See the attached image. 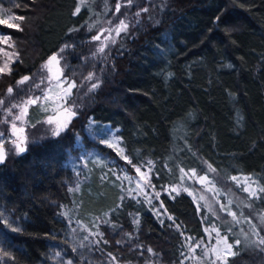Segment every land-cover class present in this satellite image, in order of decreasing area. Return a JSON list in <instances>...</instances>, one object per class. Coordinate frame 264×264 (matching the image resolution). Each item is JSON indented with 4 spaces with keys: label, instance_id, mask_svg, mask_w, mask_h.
<instances>
[{
    "label": "trees",
    "instance_id": "trees-1",
    "mask_svg": "<svg viewBox=\"0 0 264 264\" xmlns=\"http://www.w3.org/2000/svg\"><path fill=\"white\" fill-rule=\"evenodd\" d=\"M6 17L18 27L0 24L13 57L5 58L11 73L0 74V135L8 134L9 109L47 87L43 65L53 55L60 76L75 82L67 105L76 116L56 135L30 104L25 151L0 161V264H55L63 255L75 264L135 259L105 225L136 235L140 228V243L164 246L175 258L180 240L169 239L154 208L129 196L106 167L92 162L76 182L69 162L81 152L78 138L90 153L124 164L99 143L110 132L128 171L149 170L151 188L182 231L201 236L211 218L184 184L191 168L207 171L236 217L264 237V206L232 182L247 176L264 188V0H0V20ZM121 21L127 32L117 36ZM24 76L30 80L18 85ZM74 225L93 234L79 231L77 241ZM227 264H264V246L241 243Z\"/></svg>",
    "mask_w": 264,
    "mask_h": 264
},
{
    "label": "rangeland",
    "instance_id": "rangeland-1",
    "mask_svg": "<svg viewBox=\"0 0 264 264\" xmlns=\"http://www.w3.org/2000/svg\"><path fill=\"white\" fill-rule=\"evenodd\" d=\"M5 20L10 23L9 17H6ZM0 43V66H3L5 58L11 56V53L2 45L3 37L1 35ZM51 67V73L43 67L47 78L51 76L52 79H48L47 87L35 99L38 104L39 112L46 115V123L50 125L51 128L57 129V122L63 123L65 121L66 113L64 112V109L69 108L67 102L71 95L68 98H64V89L67 87V83H61V81H64L65 77L60 76V81H57L55 77L60 75L58 71L59 67L56 64H53ZM67 80L70 81L69 79ZM9 87L11 86H8V88ZM8 88L5 93L10 96L13 92L9 94L7 91ZM30 99L32 98L28 97L22 102L14 104V109L8 113V120L6 121L9 126L8 134H6V136L0 135V137H2L0 138V145L4 148L5 159L7 156L16 157L22 154L18 151L16 144L26 149L25 130L28 122V108L30 106V103H27V101ZM25 109L26 111H24ZM17 116L20 117L19 120L16 119ZM49 117H52V123L48 122ZM13 123L16 124L17 130L15 131L11 127ZM69 123L70 122H68V124ZM92 125L93 124L90 126ZM21 128L23 129V132L19 131ZM87 132L90 133L89 131ZM90 136L91 138H99L98 135L91 134ZM13 141H16V144H13ZM105 141L108 143H105ZM99 143H102L105 146H108V144L115 145V147L110 148L113 149L119 157H121L124 164L127 163L128 159H124L125 156H123L120 144L112 132L109 133L106 139H101ZM76 145L81 152L73 156L69 162L70 168L75 173L76 182L82 181L83 178L86 179L90 175V163L93 162L99 166L106 167L105 171H111L113 175L122 183L127 193L131 192L132 196L144 199L154 208V218L157 220L158 225L161 228H165V231L167 230L169 239L173 240L174 238H177L180 240V247L177 250L178 253L175 258H173L170 251L165 252V249L163 248L164 246L161 247L160 250H154L150 246L140 243L138 237L139 235H142L143 231L140 228L138 229L139 235H136L135 231L134 234L132 232H116L113 226L105 225L108 226L105 230L106 235H110L112 237L114 234L116 242H123L121 244L117 243V246H119L120 249L129 247L130 251L134 252L135 255V259L128 261L127 263H119V261H116L113 257H111L110 262L108 259H105L109 262V264H213V261H215V264H222V261L217 260L215 253L211 251L213 247H221V245L217 244V241L222 237L226 236L228 243L234 245L232 250L234 253H236L237 249L240 247V245H235V240L239 239L244 246L247 244L243 242L245 241V236H247V239L250 241H258L259 237L254 235L252 232L253 225H251L244 218H237L236 215L235 220L233 219L231 213L235 212L232 207V199L225 196L221 188L217 186L216 182L211 178V176H209L207 171L196 172L190 168L184 177L185 179H183L185 181L184 184H186L189 188L187 191L197 200L199 210L202 207L206 210V213H209L211 216L210 220H208V223H206L204 229L202 230V235L195 236L182 231L173 223L168 213L163 209L159 201V197H156L153 188H151V186H146L150 184V173L148 169L143 170L133 166V171H128L126 169L127 166L124 164L118 165L110 160L105 161L103 156L87 151L81 146L79 138L77 139ZM137 169H139V172ZM232 182L234 186L247 197V199L256 200V204H262L264 206V192L259 193L257 197H251L249 192H245L243 190L244 188L254 190L259 189L254 178L244 176L239 177ZM172 190L176 191L177 186H173ZM201 197H204V199H201ZM149 201H151V203H149ZM262 217H264V215H262L261 218ZM261 218L259 217V219ZM236 221H239V223H236ZM86 228L87 227L85 226L78 227L74 225L70 235L72 237L75 236V238L73 237L75 240L81 241L78 236L80 232L86 236L93 234ZM217 232H219V235H217ZM134 235L136 240L133 242V246L130 247L128 241H130ZM112 238L114 239V237ZM158 243L160 245L158 244L157 246H161V243ZM104 254L109 255L106 252H104ZM64 257L65 256L63 255V260L56 261L55 264H68V261H71L68 257ZM231 257L233 256L228 257V259ZM105 260L103 262L100 260H98V262H96L97 260H93V264H105ZM87 261L92 263L91 258L87 259ZM72 264L75 263L72 262Z\"/></svg>",
    "mask_w": 264,
    "mask_h": 264
},
{
    "label": "snow or ice",
    "instance_id": "snow-or-ice-1",
    "mask_svg": "<svg viewBox=\"0 0 264 264\" xmlns=\"http://www.w3.org/2000/svg\"><path fill=\"white\" fill-rule=\"evenodd\" d=\"M82 4H84V0H81V5ZM119 8H120V5L117 4L116 5L117 11H119ZM79 12H80V6H77L74 14L79 13ZM19 19L20 20H23L24 17H19ZM3 23H6V21L0 20V24H3ZM7 26L8 27H18V25H15V24H12V23H8ZM93 27H95V25H89V29L90 30ZM127 27H128L127 24H125L124 21H121L120 22V25L117 26L114 29V31L116 32V35L119 36V34L122 31L125 32V33L127 32ZM9 39H10V37H4L3 38V43L8 44ZM92 39L93 40H99L100 39V36L99 35L94 36V37H92ZM106 39H107V37H106ZM111 43H115V38H112ZM65 47H67V45ZM63 51H64V49H61V53H63ZM104 51H105V46H102V47H100L98 49V52L99 53H104ZM12 59H13L12 56H8V61H11ZM53 64L59 65V57L57 55L50 56L48 58V60L45 62V65H43V67L45 69H47L49 73H51L52 72V67L51 66ZM11 70L12 69L10 67V64L7 61L4 63L3 66H0V74H3V73L10 74L11 73ZM58 71H59L60 75H62V70H58ZM60 75H57L55 77V79L57 81H60ZM48 79L51 80L52 77L49 76ZM29 80H30V77L24 76V77H22L21 80L17 81V84L18 85H23V84H25V82H27ZM64 82L67 83V87L64 89V98H68L71 95L72 89L74 87H76V85H75V82L74 81H68L66 77L64 78V81H61V83H64ZM43 83H44V81L41 80V84H43ZM35 87L36 88H39L40 85L37 84V85H35ZM96 87H98L97 84H93L92 85V89H95ZM7 91H8L9 94H11L13 92V88L12 87H9ZM27 103L35 104L36 103V99H30L29 101H27ZM9 111H11V109H9ZM24 111H26V109ZM64 112L66 113L65 121L63 123L57 122V130L54 132V134H56V135H58L60 131H63L64 129H66L68 127V122H70V120L73 117L76 116V112L75 111H72L70 108H65L64 109ZM16 119L19 120L20 117L17 116ZM48 122L49 123H52L53 122L52 117H49V121ZM11 127H12V129L14 131L17 130L15 123H13ZM19 131L20 132H23V129L21 128V129H19ZM0 138H2V137H0ZM12 143L13 144H16V141H13ZM105 143H108V142L105 141ZM108 146L109 147H115V145H113V144H108ZM16 147H17V149H18V151L20 153H23L25 151V148L24 147H20L18 144H16ZM3 159H4L3 146L0 145V161H2ZM124 159H127V157H124ZM137 171L139 172V169H137ZM181 171H183V170H181ZM232 179L235 180L236 177H232ZM146 186H150V184L149 185H146ZM243 190L245 192H249V195L251 197H257L259 193L264 192V188H259L258 190H254V189H250V188H244ZM131 195H132V193L129 192V196H131ZM155 195H156V197H159L160 193L157 192ZM201 199H204V197H201ZM149 203H151V201H149ZM231 215H232L233 219L235 220V213H231ZM170 219H171V217H170ZM105 223H107V221H105ZM236 223H239V221H236ZM261 223H264V217L261 218ZM206 231H207V229H206ZM252 232H253L254 235H256V236L259 237V232L257 231L255 225L252 226ZM217 235H219V232H217ZM85 239H87V237H85ZM245 241H246V243L249 246H257V247L264 246V237H259L258 241H248L247 236H245ZM96 243L98 244L99 242L97 241ZM105 243H106V241H105ZM217 244L218 245H221V247H219V248L213 247L211 249V251L215 253L217 260L222 261V264H227L228 257L234 256L236 254V253H234L232 251L234 245L231 244V243H228V240H227V237L226 236L225 237H222L220 240H218L217 241ZM240 244H241V241L239 239L235 240V245L236 246H239ZM99 250L100 249L97 248V251H99ZM110 255L111 254H109V256ZM68 264H72V261H68ZM213 264H215V261H213Z\"/></svg>",
    "mask_w": 264,
    "mask_h": 264
},
{
    "label": "water",
    "instance_id": "water-1",
    "mask_svg": "<svg viewBox=\"0 0 264 264\" xmlns=\"http://www.w3.org/2000/svg\"><path fill=\"white\" fill-rule=\"evenodd\" d=\"M3 151H4V148H3ZM4 160H5V155H4V159L2 161H4Z\"/></svg>",
    "mask_w": 264,
    "mask_h": 264
}]
</instances>
